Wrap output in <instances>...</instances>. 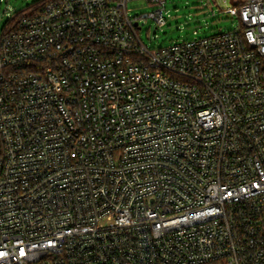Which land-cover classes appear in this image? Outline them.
Returning <instances> with one entry per match:
<instances>
[{
    "label": "built area",
    "instance_id": "2783aa9c",
    "mask_svg": "<svg viewBox=\"0 0 264 264\" xmlns=\"http://www.w3.org/2000/svg\"><path fill=\"white\" fill-rule=\"evenodd\" d=\"M132 1L2 28L0 264H264V0L159 48Z\"/></svg>",
    "mask_w": 264,
    "mask_h": 264
},
{
    "label": "rangeland",
    "instance_id": "374dc122",
    "mask_svg": "<svg viewBox=\"0 0 264 264\" xmlns=\"http://www.w3.org/2000/svg\"><path fill=\"white\" fill-rule=\"evenodd\" d=\"M39 0H0V36L4 25L17 14H30ZM239 0H227L226 5L215 0H169L166 15L167 25L158 27L152 20H142L138 31L142 42L150 48L165 47L174 43L208 37L220 31L233 30L236 21L223 11ZM221 6V7H220ZM152 12L144 1L129 4L131 17Z\"/></svg>",
    "mask_w": 264,
    "mask_h": 264
},
{
    "label": "crops",
    "instance_id": "0c3cea01",
    "mask_svg": "<svg viewBox=\"0 0 264 264\" xmlns=\"http://www.w3.org/2000/svg\"><path fill=\"white\" fill-rule=\"evenodd\" d=\"M215 1H216V4H221V6L223 5V2H222L223 0H215ZM241 2H242V0H239L238 2H236V4L234 6L240 4Z\"/></svg>",
    "mask_w": 264,
    "mask_h": 264
},
{
    "label": "trees",
    "instance_id": "16d2710c",
    "mask_svg": "<svg viewBox=\"0 0 264 264\" xmlns=\"http://www.w3.org/2000/svg\"><path fill=\"white\" fill-rule=\"evenodd\" d=\"M39 2H41V0H39L38 2H36L35 4H38ZM34 4V5H35ZM31 8V7H30ZM18 16H20V17H22V16H24L23 14H17Z\"/></svg>",
    "mask_w": 264,
    "mask_h": 264
}]
</instances>
